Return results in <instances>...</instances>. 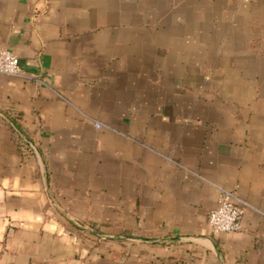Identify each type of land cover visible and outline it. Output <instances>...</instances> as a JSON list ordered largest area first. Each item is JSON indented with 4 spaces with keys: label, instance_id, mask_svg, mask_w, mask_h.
Here are the masks:
<instances>
[{
    "label": "crops",
    "instance_id": "crops-1",
    "mask_svg": "<svg viewBox=\"0 0 264 264\" xmlns=\"http://www.w3.org/2000/svg\"><path fill=\"white\" fill-rule=\"evenodd\" d=\"M0 48L60 95L0 75V264H264V0H0Z\"/></svg>",
    "mask_w": 264,
    "mask_h": 264
},
{
    "label": "built area",
    "instance_id": "built-area-1",
    "mask_svg": "<svg viewBox=\"0 0 264 264\" xmlns=\"http://www.w3.org/2000/svg\"><path fill=\"white\" fill-rule=\"evenodd\" d=\"M19 76L25 79L33 80L37 83L44 84L51 88L58 96L59 93L53 89L41 77L34 74H26L21 71L15 54L8 48H0V75ZM82 116L88 119L95 128H107L115 130L108 123L100 121L85 113ZM218 201L217 204L211 208L207 215V224L209 228L216 232H224L236 230L240 227V218L244 207H251L257 210L247 201L243 200L232 190L217 186Z\"/></svg>",
    "mask_w": 264,
    "mask_h": 264
}]
</instances>
